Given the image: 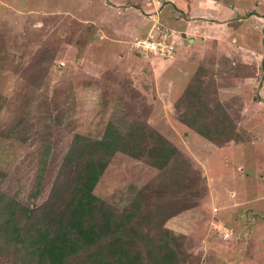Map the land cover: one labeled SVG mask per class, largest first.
<instances>
[{
	"label": "rangeland",
	"instance_id": "1",
	"mask_svg": "<svg viewBox=\"0 0 264 264\" xmlns=\"http://www.w3.org/2000/svg\"><path fill=\"white\" fill-rule=\"evenodd\" d=\"M202 1L0 0V189L40 214L75 133L140 120L180 154L161 171L119 159L116 212L140 173L152 180L146 206H172L146 231H165L177 264H264V0H210L237 8L218 23ZM146 34L168 51H136ZM197 76L207 107L230 116V138L216 144L178 119ZM47 139L56 150L33 197ZM166 180L174 185H158ZM10 249L0 264L14 263Z\"/></svg>",
	"mask_w": 264,
	"mask_h": 264
},
{
	"label": "trees",
	"instance_id": "2",
	"mask_svg": "<svg viewBox=\"0 0 264 264\" xmlns=\"http://www.w3.org/2000/svg\"><path fill=\"white\" fill-rule=\"evenodd\" d=\"M205 94L199 77H194L175 106L183 108L180 122L216 144L219 137L230 138L231 120L225 110L209 109ZM119 121L107 123L99 136L73 135L59 169L65 177L59 176L40 214L37 209L28 212L0 189V253L13 252L10 247L16 249L13 264L178 263L180 251L170 243L165 231L159 229L156 239L146 231L148 224L160 227V218L166 219L172 209L160 203L154 208L146 206L152 180L139 177V173L141 180L130 181L128 206L120 212L115 210L113 187L126 177L127 168L123 170L119 159L141 160L161 171L180 152L143 121ZM55 150L51 140L43 142L33 197L50 173L49 163ZM158 185L166 189L174 185V180Z\"/></svg>",
	"mask_w": 264,
	"mask_h": 264
},
{
	"label": "built area",
	"instance_id": "3",
	"mask_svg": "<svg viewBox=\"0 0 264 264\" xmlns=\"http://www.w3.org/2000/svg\"><path fill=\"white\" fill-rule=\"evenodd\" d=\"M136 46L153 54H159L162 52H167L168 48H170L166 43L163 41L162 38H151L150 35L147 37L142 38Z\"/></svg>",
	"mask_w": 264,
	"mask_h": 264
},
{
	"label": "crops",
	"instance_id": "4",
	"mask_svg": "<svg viewBox=\"0 0 264 264\" xmlns=\"http://www.w3.org/2000/svg\"><path fill=\"white\" fill-rule=\"evenodd\" d=\"M209 1L210 0H203L202 2H205L203 4V7L205 6L204 8L209 10V14L211 13V16L210 15L207 16L208 18H211V20L217 18L218 16L227 17L228 18L229 16L234 14V11L237 10V8H235V10H232L231 8H229L227 6H224V8H223L218 3L215 2V3L211 4ZM205 16L206 15L199 14V19H201V21L205 22L204 21L205 18H201V17H205ZM206 21H209V20H206ZM213 21H217V20H213ZM216 23H218V21Z\"/></svg>",
	"mask_w": 264,
	"mask_h": 264
},
{
	"label": "clouds",
	"instance_id": "5",
	"mask_svg": "<svg viewBox=\"0 0 264 264\" xmlns=\"http://www.w3.org/2000/svg\"><path fill=\"white\" fill-rule=\"evenodd\" d=\"M160 23V22H159ZM150 34H146L144 37H147V36H149ZM157 38H159V37H157ZM136 51H140L141 53H144V52H146V53H149V54H151V55H158V54H153V53H150V52H147V51H145V50H143V49H141V48H139V47H137L136 46Z\"/></svg>",
	"mask_w": 264,
	"mask_h": 264
}]
</instances>
